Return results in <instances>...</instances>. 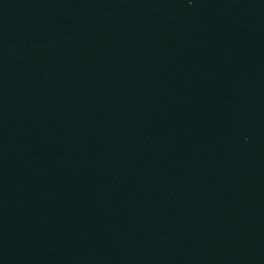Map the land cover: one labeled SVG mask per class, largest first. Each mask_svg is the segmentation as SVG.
Listing matches in <instances>:
<instances>
[{
	"label": "water",
	"instance_id": "1",
	"mask_svg": "<svg viewBox=\"0 0 264 264\" xmlns=\"http://www.w3.org/2000/svg\"><path fill=\"white\" fill-rule=\"evenodd\" d=\"M0 264H264V0H0Z\"/></svg>",
	"mask_w": 264,
	"mask_h": 264
}]
</instances>
